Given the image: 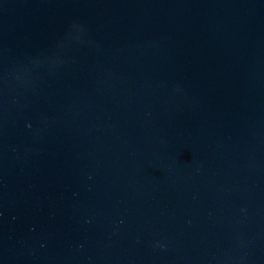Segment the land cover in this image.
Instances as JSON below:
<instances>
[{"label":"water","instance_id":"95a60500","mask_svg":"<svg viewBox=\"0 0 264 264\" xmlns=\"http://www.w3.org/2000/svg\"><path fill=\"white\" fill-rule=\"evenodd\" d=\"M0 264H264V0H0Z\"/></svg>","mask_w":264,"mask_h":264}]
</instances>
